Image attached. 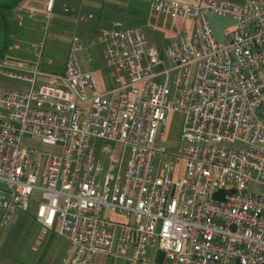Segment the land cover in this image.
<instances>
[{
	"label": "built area",
	"instance_id": "1",
	"mask_svg": "<svg viewBox=\"0 0 264 264\" xmlns=\"http://www.w3.org/2000/svg\"><path fill=\"white\" fill-rule=\"evenodd\" d=\"M151 4L192 22L165 48L170 68L141 30L114 22L89 43L114 74L106 92L77 62V36L62 75L4 73L29 88L0 90V229L35 203L36 222L69 244L61 264H264V190L249 189L264 188V0ZM207 13L235 19L225 43ZM172 112L180 146L168 153Z\"/></svg>",
	"mask_w": 264,
	"mask_h": 264
},
{
	"label": "rangeland",
	"instance_id": "2",
	"mask_svg": "<svg viewBox=\"0 0 264 264\" xmlns=\"http://www.w3.org/2000/svg\"><path fill=\"white\" fill-rule=\"evenodd\" d=\"M167 1L198 7L204 0ZM218 1L240 5L244 0ZM11 2L12 0H0V15L5 19L9 33L5 38V32L0 23V48L5 46L2 54L0 53V59L8 64L25 66L23 68L26 70L23 72L18 70L16 73L29 75L30 71L40 66L39 70L43 69L48 75H62L72 55L71 37L78 36L83 49L75 54L77 62L83 70L92 73L99 92H106L114 87L112 72L106 67L100 54L102 47L94 49L89 46L100 27L109 26L111 20H119L125 30H141L148 48L160 50V60L166 68L171 67L165 53L166 46L175 42L179 33H188L192 27L190 21L182 23L170 15L153 11L154 9L150 7L151 0H56L48 21L45 17V7L36 5L31 10V21H24L20 26L15 18V10L6 8ZM103 2L110 6L104 5ZM119 8L124 10V13L121 14ZM206 18L213 29L215 40L221 44L225 43L223 34L233 29L235 19L214 13H207ZM88 54H91L93 59L90 63L86 62ZM37 55H40L39 59ZM194 76L195 68L193 67L188 88L191 87ZM28 88L29 86L25 83L3 76L0 71V90H27ZM174 91L172 87L169 97ZM1 113L0 111V115ZM181 123L180 113L172 112L169 115L164 132L165 141L162 143L164 152H172L180 146ZM23 141L39 151L49 152L52 149L40 143L39 140L30 139L27 136L23 138ZM249 189L264 190L263 187L254 183L249 184ZM38 195V192H34L32 199L37 200ZM216 197L222 199V194ZM35 209V203H32L27 211L19 214L16 212L7 226L0 229V260L4 259L5 264L13 262L38 264L44 243L40 238L38 225L33 220ZM109 216L111 217L109 214H103V217ZM112 218L115 216L113 215ZM52 234L58 235L57 226L51 230ZM33 248L35 250H32ZM120 262L121 260L114 261L105 258L104 254H99L94 258L93 264H118Z\"/></svg>",
	"mask_w": 264,
	"mask_h": 264
},
{
	"label": "crops",
	"instance_id": "3",
	"mask_svg": "<svg viewBox=\"0 0 264 264\" xmlns=\"http://www.w3.org/2000/svg\"><path fill=\"white\" fill-rule=\"evenodd\" d=\"M14 1H17V0H12L11 3H13ZM46 2H47V0H18L17 3H16V5L13 8H11V9L12 10H15V13L14 14H15L16 21L19 22V20L17 18L18 15L23 14L25 16V19L22 21V23L20 25V26H22L24 21H27V20L28 21H31V19H32L31 10H33L36 5H37V7L38 6H44L45 7ZM103 4L106 5V6H110L109 4H106L104 2H103ZM150 7L153 10L152 4L150 5ZM53 8H54V6H53ZM119 10L121 11V14L124 13L123 12L124 10H122L120 8H119ZM153 11H155V10H153ZM36 12L38 13V11H36ZM51 15H52V13H51ZM51 15H50V17H51ZM1 18H3V17L0 15V23L2 24V27H3V23H2V19ZM49 19H47V21ZM3 20L5 21L4 18H3ZM114 22H120V21L119 20H111L108 25L111 26L112 23H114ZM109 26H105V27H109ZM101 28L102 27H100L99 29H101ZM71 39H72V37H71ZM4 47L5 46H3L2 48H0V53L1 54H2V51H3ZM37 56H40V55H37ZM90 56H91V61H92L93 60L92 59V55L90 54ZM38 59H39V57H38ZM0 62L4 65L2 68H0L1 69L0 71H1V73H2L3 76H5L4 75L5 72H11V73H14V74H17V75H22V76H30L31 75V71H30L29 75L22 74V73H16V71H18V70H20L21 72H23V70H26V69L23 68V67H25L24 65H22V66H20L18 64L14 65L13 63L8 64V63H6L5 61H3L1 59H0ZM39 68H40V66H39ZM40 72H41L40 79H47L48 76H51V75L46 74L43 71V69H40ZM112 76H113V81H114V74H113V72H112ZM14 80H17V79H14ZM17 81H19V80H17ZM20 82H22V81H20ZM23 83H25V82H23ZM19 213L20 212H17V214H19ZM19 217H21V215ZM33 220L36 222L35 218ZM37 225H38V231L41 234L40 235V238H41V240L44 243V248L42 250L41 258H40L38 264H61L62 261L69 256V244H68V242L64 238H62L61 236H59V235H54V234L51 235V230H46L45 228H43L38 223H37ZM37 235H39V234L37 233ZM32 250H35V249L33 248ZM104 256H105V258H109V259H112L114 261L121 260V259H113V258H111V257H109L107 255H104ZM3 261H4V259L3 260L1 259L0 260V264H5V262H3ZM121 262H122V260H121ZM120 263H118V264H120ZM12 264H16V263L13 262Z\"/></svg>",
	"mask_w": 264,
	"mask_h": 264
},
{
	"label": "trees",
	"instance_id": "4",
	"mask_svg": "<svg viewBox=\"0 0 264 264\" xmlns=\"http://www.w3.org/2000/svg\"><path fill=\"white\" fill-rule=\"evenodd\" d=\"M18 1V0H17ZM17 1H14L13 3H11L10 5H8V6H6V8H13L15 5H16V3H17ZM2 19V23H3V29H4V32H5V35H4V37L5 38H7L8 37V29L6 28V23H5V21L3 20V18H1Z\"/></svg>",
	"mask_w": 264,
	"mask_h": 264
}]
</instances>
